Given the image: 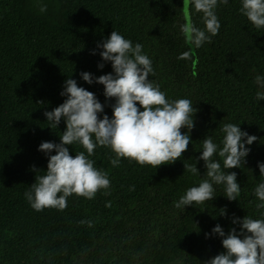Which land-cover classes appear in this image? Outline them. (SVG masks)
Returning a JSON list of instances; mask_svg holds the SVG:
<instances>
[{"label": "trees", "instance_id": "trees-1", "mask_svg": "<svg viewBox=\"0 0 264 264\" xmlns=\"http://www.w3.org/2000/svg\"><path fill=\"white\" fill-rule=\"evenodd\" d=\"M241 6V0L218 3V34L194 48L181 32L183 0H0V264H205L224 251L214 227L227 235L232 228L239 232L234 218H264L255 195L264 183L257 166L264 163V100L256 99L264 87L255 82L264 79V28L252 25ZM192 20L204 28L201 13L193 11ZM112 31L142 44L154 70L149 80L170 101L189 99L198 109L188 150L155 169L124 158L113 167L114 153L97 147L90 159L107 173L110 188L91 200L69 196L62 211H36L25 193L55 154L39 145L60 143L65 130L63 120L51 127L44 113L66 99L60 95L66 79L95 94L104 105L101 118L112 117L115 100L80 75L112 73L97 47ZM188 51L190 59L179 58ZM227 123L257 137L245 145L250 151L244 165L225 170L236 173L240 196L229 201L224 185H213V200L175 208L205 178L202 160L197 175L184 164H195L204 138L220 145ZM67 147L73 156L84 151L79 144ZM213 159L223 166L218 155Z\"/></svg>", "mask_w": 264, "mask_h": 264}, {"label": "clouds", "instance_id": "clouds-1", "mask_svg": "<svg viewBox=\"0 0 264 264\" xmlns=\"http://www.w3.org/2000/svg\"><path fill=\"white\" fill-rule=\"evenodd\" d=\"M185 12L181 32L185 42L194 48H200L205 42H211L221 27L216 15L218 3L227 4L228 0H183ZM241 13L257 29L264 28V0H241ZM46 5L40 6L45 12ZM201 13L204 28L196 26L192 13ZM102 48L100 56L103 61L111 62L112 73L94 78L92 74L82 72L81 78L88 84L93 82L104 86V96L113 98L112 117L106 114L95 94L77 85L76 80L66 79L61 96H66L62 104L52 111H46L44 116L57 128L61 120L65 130L59 136L60 143L42 142L39 151L48 156L45 174L35 176L34 183L25 193L26 199L36 211L46 208L64 210L67 198L72 195L93 199L100 190L110 188V180L106 172L95 166L90 159L97 147H104L114 153L115 158H109L113 167H119L121 158L139 165H150L155 169L161 165L172 164L181 159L188 150L190 131L194 127V114L198 109L193 107L189 99L169 100L159 84L149 80L154 74L151 59L143 53L140 43L133 45L116 31L97 45ZM94 54V53H93ZM191 51L184 52L179 58L190 59ZM195 62V61H194ZM98 67L103 68L100 64ZM255 82L264 87V79L260 76ZM258 101L264 100V91L256 93ZM139 105V106H138ZM142 109V110H141ZM182 129H187L182 133ZM223 138L220 145L214 143L211 137L203 139L201 155L195 159V164H184V168L193 175L199 174L197 160H202L206 168L198 186L189 188L180 199L174 203L177 209L194 204H203L214 199L213 185H224L225 197L235 201L240 196L241 188L235 172L226 169L241 168L251 145L257 140L254 135L242 131L238 125L224 124ZM79 144L84 151L71 155L67 146ZM222 158L223 166L214 156ZM259 173L264 176V163H258ZM38 171V170H37ZM134 190V189H132ZM255 195L260 203L256 208L264 209V183L255 188ZM106 206H111L110 203ZM225 210L221 209L220 215ZM92 226L91 221H81ZM233 224H239L229 230L227 235L217 225L212 232L222 237L223 252L209 259L205 264H264V218L253 219L244 216L234 218Z\"/></svg>", "mask_w": 264, "mask_h": 264}, {"label": "water", "instance_id": "water-1", "mask_svg": "<svg viewBox=\"0 0 264 264\" xmlns=\"http://www.w3.org/2000/svg\"><path fill=\"white\" fill-rule=\"evenodd\" d=\"M184 11H185V7H184Z\"/></svg>", "mask_w": 264, "mask_h": 264}]
</instances>
